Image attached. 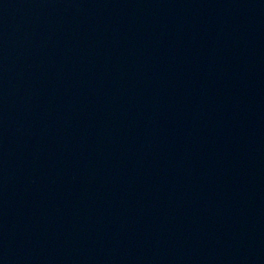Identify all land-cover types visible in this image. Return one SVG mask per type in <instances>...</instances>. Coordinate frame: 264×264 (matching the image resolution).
<instances>
[{"label":"water","instance_id":"water-1","mask_svg":"<svg viewBox=\"0 0 264 264\" xmlns=\"http://www.w3.org/2000/svg\"><path fill=\"white\" fill-rule=\"evenodd\" d=\"M0 264H264V0H0Z\"/></svg>","mask_w":264,"mask_h":264}]
</instances>
